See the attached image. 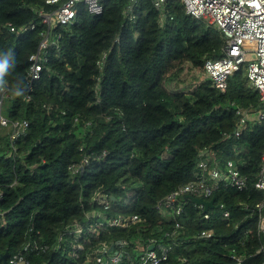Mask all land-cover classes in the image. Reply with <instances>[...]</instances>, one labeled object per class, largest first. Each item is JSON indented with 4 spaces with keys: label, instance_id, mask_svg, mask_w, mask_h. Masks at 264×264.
<instances>
[{
    "label": "trees",
    "instance_id": "1",
    "mask_svg": "<svg viewBox=\"0 0 264 264\" xmlns=\"http://www.w3.org/2000/svg\"><path fill=\"white\" fill-rule=\"evenodd\" d=\"M129 5L106 0L98 16L80 5L73 24L56 25L49 42L57 43L47 48L41 78L28 92V58L45 30L38 11L57 6L0 0V80L9 93L0 117L28 125L13 141L12 129L0 126V254L7 252L8 259L21 253L29 264H81L80 251L72 256L77 237L60 239L66 228L134 215L139 220L129 228H103L98 238L79 243L91 250L122 241L134 261L149 239L168 244L164 234L178 223L164 264H235L232 254L242 264H264V236L254 210L262 194L253 188L264 147L258 93L244 68L228 78L224 93L208 78L187 91L170 90L166 80L184 66L204 74L206 60L223 57L225 40L205 21L186 15L180 0H167L163 11L153 0H139L132 20ZM31 23L34 30L18 34ZM238 108L250 117L236 138ZM203 150L215 154L220 171L232 161L247 190L218 184L212 198L223 209L208 210L209 220L184 197L180 215L159 212L165 196L198 179ZM84 156L88 164L73 174L70 167ZM103 196L108 209L98 202ZM202 231L212 237L200 239ZM34 242L45 250L24 252Z\"/></svg>",
    "mask_w": 264,
    "mask_h": 264
},
{
    "label": "built area",
    "instance_id": "2",
    "mask_svg": "<svg viewBox=\"0 0 264 264\" xmlns=\"http://www.w3.org/2000/svg\"><path fill=\"white\" fill-rule=\"evenodd\" d=\"M130 5L127 9L130 19H134L133 8L139 0H129ZM167 0H153L154 7L157 10L163 11L164 4ZM106 0H46V4L57 6L51 11L40 10L38 17L40 24L45 26V30L40 33L41 41L38 44L35 53L28 58V69L26 72L27 90L33 91V85L41 78V73L47 63V48L51 44H56L54 41L49 42L51 32L56 25L73 24L76 17V9L83 5L88 14L93 16L101 15L104 11ZM184 6L186 15L205 21L209 26H212L219 31L224 40L225 46L222 49L223 57L217 60L208 59L204 63V79H209L212 86L219 92L224 93L227 89L228 78L236 71L244 68L246 77L252 88L258 93L259 101L262 109L258 112V120L264 127V0H180ZM165 15L160 17L161 25H165ZM171 19V17H170ZM36 28L34 23L21 27L17 30L18 34L32 31ZM14 32V28H10ZM106 54H103L97 65L101 68ZM9 93L0 80V106L3 99H7ZM29 99V97H27ZM47 110L51 106L45 107ZM236 115L239 116V121L233 132V135L238 138L246 127L249 114L241 108L236 110ZM77 121V119H75ZM0 126L12 129L11 140H15L20 134L24 133L27 128V122H11L0 117ZM82 150V149H80ZM14 151V150H13ZM89 156H84L81 164L73 165L70 171L73 174H81L83 168L88 164ZM198 168L200 175L197 180L191 181L179 189L174 190L165 198H163L156 206L159 212L170 210L175 216L182 212V198L185 195H190L194 198L210 201L213 192L217 189L218 184L225 187L235 188L238 191L247 190V179L243 177L235 168L232 161H228L223 171H220L215 159V154L209 150H203L199 155ZM206 176V177H205ZM207 176L208 179L207 180ZM208 181L211 183L209 184ZM253 188L261 192V199L254 205V210L258 212V233L264 236V147L260 156V165L257 180L253 184ZM98 198V197H97ZM99 204L105 209L109 208V200L107 196L98 198ZM203 210L202 206H198ZM223 207L220 205L219 209ZM91 215L88 214L87 218ZM222 217L228 220L229 213L224 211ZM204 220L210 219V214L204 212ZM139 220L138 216H118L106 220V222H98L97 227L90 224L89 219L83 224H73L66 228L61 234L63 237L76 236V242L82 241L88 243L91 238H98L100 229H127L136 224ZM181 228L178 223H175V229L172 232H166L163 241H158L155 238L148 240L145 247L139 248V254L136 259L131 260L128 252L125 250V242L119 241L116 243L103 244L95 249L86 250L79 241L74 246L72 256L75 252L80 251L77 256L82 260L81 264H164L168 260L169 253L173 247V243L177 236V230ZM200 239H209L212 237L211 232L202 231ZM113 246V250H110ZM149 248H151L149 250ZM44 251L45 248L40 247L36 242L28 243L24 247L26 251ZM232 259L235 264H242L243 258L232 254ZM181 263H186V259H178ZM7 264H29L26 257L17 253L7 259Z\"/></svg>",
    "mask_w": 264,
    "mask_h": 264
},
{
    "label": "rangeland",
    "instance_id": "3",
    "mask_svg": "<svg viewBox=\"0 0 264 264\" xmlns=\"http://www.w3.org/2000/svg\"><path fill=\"white\" fill-rule=\"evenodd\" d=\"M205 78L204 74L199 73L190 66H184L183 69L179 70L176 74L170 76L166 80V84L170 90H176L177 88L172 87V84H180L181 90L187 91L192 89L197 83Z\"/></svg>",
    "mask_w": 264,
    "mask_h": 264
},
{
    "label": "water",
    "instance_id": "4",
    "mask_svg": "<svg viewBox=\"0 0 264 264\" xmlns=\"http://www.w3.org/2000/svg\"><path fill=\"white\" fill-rule=\"evenodd\" d=\"M184 199L185 200H190L191 202H193L197 206H202L204 212H207L210 209H214V208L219 209L220 208V205L215 206V199L214 198H211L210 201H205L203 199L191 197L190 195H185ZM150 249L151 248H149V250ZM112 250H113V246H110V250L109 251H112ZM7 257H8V253L7 252H5L3 254H0V260L2 261L3 264H7Z\"/></svg>",
    "mask_w": 264,
    "mask_h": 264
},
{
    "label": "crops",
    "instance_id": "5",
    "mask_svg": "<svg viewBox=\"0 0 264 264\" xmlns=\"http://www.w3.org/2000/svg\"><path fill=\"white\" fill-rule=\"evenodd\" d=\"M172 87L177 88L176 90H181V85L180 84H172ZM250 117V116H249ZM249 119V118H248Z\"/></svg>",
    "mask_w": 264,
    "mask_h": 264
},
{
    "label": "clouds",
    "instance_id": "6",
    "mask_svg": "<svg viewBox=\"0 0 264 264\" xmlns=\"http://www.w3.org/2000/svg\"><path fill=\"white\" fill-rule=\"evenodd\" d=\"M5 65L4 64H0V73H2L4 71Z\"/></svg>",
    "mask_w": 264,
    "mask_h": 264
},
{
    "label": "bare ground",
    "instance_id": "7",
    "mask_svg": "<svg viewBox=\"0 0 264 264\" xmlns=\"http://www.w3.org/2000/svg\"><path fill=\"white\" fill-rule=\"evenodd\" d=\"M247 126V125H246ZM233 135V134H232ZM223 209V208H222Z\"/></svg>",
    "mask_w": 264,
    "mask_h": 264
}]
</instances>
